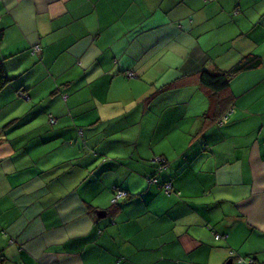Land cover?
<instances>
[{
  "label": "crops",
  "instance_id": "0c3cea01",
  "mask_svg": "<svg viewBox=\"0 0 264 264\" xmlns=\"http://www.w3.org/2000/svg\"><path fill=\"white\" fill-rule=\"evenodd\" d=\"M0 29L1 264H264V0H0ZM249 54L203 127L197 72Z\"/></svg>",
  "mask_w": 264,
  "mask_h": 264
},
{
  "label": "trees",
  "instance_id": "16d2710c",
  "mask_svg": "<svg viewBox=\"0 0 264 264\" xmlns=\"http://www.w3.org/2000/svg\"><path fill=\"white\" fill-rule=\"evenodd\" d=\"M1 34L2 33L0 29V39H1ZM38 51L39 50L34 51V53ZM259 64H260V58L256 55L249 54V55L242 57L239 61H237L235 64H233L231 67H229L226 70L209 71L207 69L202 68L197 72V78H198L199 84L203 88L219 96L222 92L228 89L230 80L236 73L255 68ZM10 81H11V78L8 77L7 74L4 72L1 66V63H0V89L6 86ZM16 92L18 96H20L21 98H23L26 94L22 89H18ZM230 102H231V97H229V95L217 98V101L215 102V107H216L215 113L213 115L211 114L209 116L207 115L205 116V120H208V119L209 120L208 122H204L203 127L207 126L209 123H212L213 121L215 122L217 121V124L218 123L222 124L223 120L229 115ZM47 121L50 125H52L56 122V119L53 116L49 115ZM203 127L201 129H203ZM77 133L80 134L81 130L77 129ZM90 153L98 157L99 161H102V162L110 161V158H108L107 156L100 157L99 151L91 150ZM151 161L155 164L156 171L153 172L151 175L145 176L146 182L159 186L161 190L163 191V193L166 195L173 193L174 191L172 189L171 182L168 179L159 180L158 179L160 177L159 174L156 175V172L160 173L162 170L166 168L167 166L166 159L163 156H156L153 159H151ZM62 163L64 165L72 166L73 168L76 166V162L71 161V160H67ZM128 194L129 193L126 189L114 188L109 198V204H110L111 209L108 212L109 213L111 212L112 214L113 212L118 211L119 209L118 206H119L120 201L122 203L127 201ZM0 264H1V259H0Z\"/></svg>",
  "mask_w": 264,
  "mask_h": 264
},
{
  "label": "built area",
  "instance_id": "2783aa9c",
  "mask_svg": "<svg viewBox=\"0 0 264 264\" xmlns=\"http://www.w3.org/2000/svg\"><path fill=\"white\" fill-rule=\"evenodd\" d=\"M236 11L237 10H235L234 12L236 13ZM39 48L37 47V46H35L34 47V50H38ZM126 76H128V77H133L134 76V73L133 72H127L126 73ZM220 238H222L220 235H215L214 236V239L215 240H218V239H220ZM234 264H256L255 262H254V260L253 259H251V258H242V257H237L236 258V260L234 261Z\"/></svg>",
  "mask_w": 264,
  "mask_h": 264
},
{
  "label": "water",
  "instance_id": "95a60500",
  "mask_svg": "<svg viewBox=\"0 0 264 264\" xmlns=\"http://www.w3.org/2000/svg\"><path fill=\"white\" fill-rule=\"evenodd\" d=\"M101 212V211H100ZM100 214V213H99ZM101 214H103V212H101ZM230 262V261H229Z\"/></svg>",
  "mask_w": 264,
  "mask_h": 264
},
{
  "label": "rangeland",
  "instance_id": "374dc122",
  "mask_svg": "<svg viewBox=\"0 0 264 264\" xmlns=\"http://www.w3.org/2000/svg\"><path fill=\"white\" fill-rule=\"evenodd\" d=\"M126 77H128V76H126Z\"/></svg>",
  "mask_w": 264,
  "mask_h": 264
}]
</instances>
